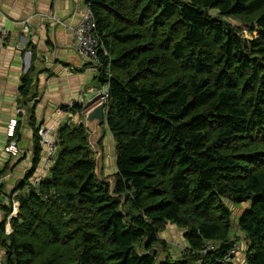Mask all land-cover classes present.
Listing matches in <instances>:
<instances>
[{
	"label": "trees",
	"instance_id": "obj_1",
	"mask_svg": "<svg viewBox=\"0 0 264 264\" xmlns=\"http://www.w3.org/2000/svg\"><path fill=\"white\" fill-rule=\"evenodd\" d=\"M85 4L102 41L95 81L109 86L119 198L96 176L85 125L62 124L48 177L17 196V217L3 207V264H196L207 242L206 264L242 243L246 264H264V0ZM35 73L22 78L24 102ZM229 202L249 203L238 231ZM168 225L189 254L174 258Z\"/></svg>",
	"mask_w": 264,
	"mask_h": 264
},
{
	"label": "crops",
	"instance_id": "obj_2",
	"mask_svg": "<svg viewBox=\"0 0 264 264\" xmlns=\"http://www.w3.org/2000/svg\"><path fill=\"white\" fill-rule=\"evenodd\" d=\"M85 2L0 0V153L8 143V126L13 119L18 120L16 131L20 149L18 156L6 153L2 156V173L10 174L2 186L4 196H15L17 200L19 194L27 192L28 185L39 171L41 161L37 167L34 166L35 131L32 120L36 127L42 124L53 126L60 118V108L79 98L80 94H84V104L96 99V76L88 62L77 54L73 34L66 28V24H77L81 20V13L76 11L75 4L78 3L83 12ZM46 14L57 16L62 23L57 25L52 21H43L42 17ZM23 21L29 22L26 34L22 33ZM4 28L9 33L6 39H2ZM31 66L36 71L33 89L37 95L24 102L20 86ZM65 114L67 116L62 117L64 124L71 117L79 119L74 113ZM18 214L19 209L14 217ZM168 228L174 229L177 235L173 231L168 236L165 231L161 237L172 246L170 252L174 258H179L181 255L176 246H186L184 231L175 225H168ZM7 229L11 230L10 223ZM241 264H246L245 257Z\"/></svg>",
	"mask_w": 264,
	"mask_h": 264
},
{
	"label": "built area",
	"instance_id": "obj_3",
	"mask_svg": "<svg viewBox=\"0 0 264 264\" xmlns=\"http://www.w3.org/2000/svg\"><path fill=\"white\" fill-rule=\"evenodd\" d=\"M75 9L77 12L81 13V20L80 22L71 28V32L73 34L74 39V45L76 51L79 52L80 56L85 62H88V65L90 66V70L95 74V76L99 73V71L102 69L103 66V60L100 57V48L102 46V41L99 38V36L96 33V22L94 15L90 9V7L85 4V10L81 12V6L76 3ZM54 18V15H48L45 18H42V20H52ZM29 22L23 21L21 23L22 25V33L26 34L29 32ZM61 23V22H58ZM8 31L4 28L2 31V39L8 38ZM103 52L105 56H108V52L103 49ZM96 101L101 103L104 99L109 102L110 99V91L109 86H100L97 88V91L95 93ZM84 94H81L79 98L71 100L67 105L62 106L59 110L60 114L68 113V110H71L75 108V105L82 106L81 114L82 116H86L88 113V109L86 108L87 105L84 104ZM67 108V109H66ZM66 109V110H64ZM81 123L80 121H74V119L71 117L67 124H77ZM64 124L62 121H58L54 128H46L41 127L39 129V134L41 138V143L43 146L42 151V158L40 163V168L38 173L34 176L32 182L27 187V192H34L39 188L40 183L44 179V177L49 174L50 170L53 168V166L56 163L57 154H58V129ZM18 126V120L13 119L10 121L8 126V143L5 146V149L2 153H0V222L1 217L4 215L3 207L6 205L12 206L13 213L12 217H14L15 212L19 209V202L16 200L15 196H4L2 191V186L5 182V176L2 173V156L4 153L9 154L11 156H18L20 154V149L18 147V140L16 137V129ZM45 131V132H44ZM54 131V132H53ZM2 243V233L0 230V264H3V255L4 252L1 248ZM239 247V246H238ZM237 247V248H238ZM237 248L230 251L226 257L222 260V264H234L236 255H237ZM217 249L216 244L214 242H207L205 247L201 250V252L198 253V255L201 257L200 261L196 264H206L205 259L215 252ZM181 250L185 254H189L190 252L186 247H182Z\"/></svg>",
	"mask_w": 264,
	"mask_h": 264
},
{
	"label": "rangeland",
	"instance_id": "obj_4",
	"mask_svg": "<svg viewBox=\"0 0 264 264\" xmlns=\"http://www.w3.org/2000/svg\"><path fill=\"white\" fill-rule=\"evenodd\" d=\"M49 14H46V15H43V17L42 18H45L46 16H48ZM44 21V20H43ZM48 21H52L53 23H55V24H57V25H59V24H61L62 22H61V20L57 17V16H55L54 15V18L52 19V20H48ZM58 22H61V23H58ZM80 22V21H79ZM78 22V23H79ZM77 23V24H78ZM77 24H73V25H71V24H66V28H67V30H69L70 32H71V28L72 27H74L75 25H77ZM249 36V35H248ZM75 46V45H74ZM77 52V54L80 56V54H79V52L78 51H76ZM82 58V57H81ZM96 93V92H95ZM81 95V94H80ZM80 95H79V97H80ZM77 98V97H76ZM76 98H74V99H76ZM73 101V100H72ZM99 104V102H97L95 99H92V101H91V99L86 103V105H87V109H88V112H89V110L91 109V108H93V107H95V106H97ZM67 109V108H66ZM66 111H68V113H74V116L75 115H77L78 116V120L77 119H75L74 121H80V122H82L84 125H85V120H86V116L84 117V116H82V114H81V111H76L75 112V110H73V109H71V110H66ZM58 115H59V113H58ZM64 115L65 116H67L66 114H60L59 115V120L58 121H62V117H64ZM87 115V114H86ZM57 121V122H58ZM57 122H55V124L53 125V126H47V125H44V124H42V125H40L39 126V129L41 128V127H46V128H50V129H52V128H54L55 127V125H56V123ZM104 129H105V131H106V136L104 137V139H103V150H104V172H103V174H104V177H107V176H112L114 173H116V171H117V167H116V144H115V142H114V140H113V137H112V135H111V133H110V131H109V129L106 127V126H104ZM45 132V131H44ZM54 132V131H53ZM38 134H39V130H38ZM16 137H17V131H16ZM39 137H40V134H39ZM58 144H59V141H58ZM19 147V146H18ZM43 147V146H42ZM58 152H59V148H58ZM58 155V154H57ZM41 161V160H40ZM4 176H5V181L8 179V178H10V174H8V175H5L4 174ZM229 207L231 208V210H232V212H233V218H235L234 220H235V231H238V220H239V218L243 215V213L248 209V207H249V203H247V202H245V203H234V202H229ZM169 229V230H168ZM168 229H166L165 231H167L168 232V236L169 235H171V232H173L174 231V229H170V228H168ZM164 231V232H165ZM163 232V233H164ZM174 233L177 235V233L174 231ZM242 242V241H241ZM177 243H180V242H177ZM182 246L183 245H180V246H176L177 247V249L179 250V252H180V250H181V248H182ZM243 248H244V245H243V243L242 244H240L239 245V247L237 248V255H236V259H235V262H234V264L236 263V264H241V263H243V261H244V254H243V252H244V250H243ZM243 251V252H242ZM238 257H240V260L238 259Z\"/></svg>",
	"mask_w": 264,
	"mask_h": 264
},
{
	"label": "water",
	"instance_id": "obj_5",
	"mask_svg": "<svg viewBox=\"0 0 264 264\" xmlns=\"http://www.w3.org/2000/svg\"><path fill=\"white\" fill-rule=\"evenodd\" d=\"M108 102L104 99L101 103L97 106L91 108L86 115V122L85 127L89 132V143L96 154V176L103 184H108L110 186L111 196L114 198H119L118 195L115 194L117 180L115 176H109L108 178L104 177V150L101 145L103 142L104 137L106 136V131L104 126H106L107 117H106V110H107ZM123 203L121 205V209L123 207Z\"/></svg>",
	"mask_w": 264,
	"mask_h": 264
}]
</instances>
